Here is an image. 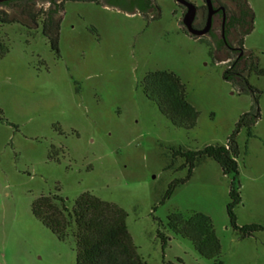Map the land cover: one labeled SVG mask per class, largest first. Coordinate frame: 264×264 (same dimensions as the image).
<instances>
[{
  "label": "rangeland",
  "instance_id": "obj_1",
  "mask_svg": "<svg viewBox=\"0 0 264 264\" xmlns=\"http://www.w3.org/2000/svg\"><path fill=\"white\" fill-rule=\"evenodd\" d=\"M247 2L254 21L242 47L264 68V0ZM155 3L159 17L147 21L102 2L63 1L59 57L40 26L0 25L8 48L0 59V264H76L72 239L58 241L31 207L41 196L58 195L71 210L85 193L125 212L146 264H264V232L241 240L229 225L232 177L214 161L203 159L163 201L170 183L187 172L172 150L224 146L240 116L257 108L251 136L246 128L236 135L241 202L234 215L239 227L264 226V77L248 78L259 94L240 92L222 78L226 64L215 58L213 43L182 30L180 6ZM152 72L173 73L184 85L198 112L192 130L174 128L144 96L142 82ZM176 213L209 217L221 245L217 261L163 229ZM158 231L169 239L164 249Z\"/></svg>",
  "mask_w": 264,
  "mask_h": 264
},
{
  "label": "trees",
  "instance_id": "obj_2",
  "mask_svg": "<svg viewBox=\"0 0 264 264\" xmlns=\"http://www.w3.org/2000/svg\"><path fill=\"white\" fill-rule=\"evenodd\" d=\"M60 1V2H57ZM66 0H15L0 4V25H10L26 20L35 28L40 26L42 36L49 43L51 52L59 57L60 18L62 3ZM128 5H121L117 0H103L105 6L115 8L126 13H139L145 20L152 21L159 17V8L155 0H124ZM202 1L200 19L195 22V28L205 26L207 8ZM215 13L212 16L211 28L206 36L193 38L203 40L208 38L214 45L215 58L226 64L222 78L236 86L242 93H257L248 82L251 74L264 77V68L258 66L255 56L243 49V40L253 29L254 14L247 0H210ZM38 3H45L37 10ZM1 8L16 11L21 19H15ZM182 9V17L185 10ZM182 28V20H181ZM26 26V25H25ZM186 33V31L182 28ZM90 31L94 32L91 28ZM190 37V36H189ZM8 53L7 46L0 41V59ZM144 96L154 102L162 116L177 129L192 130L198 118V112L187 102L185 88L178 77L169 72L148 73L142 82ZM259 118L258 109L240 116L234 132L229 136L224 146H206L199 151H188L178 148L172 150L174 160L181 159L184 163L180 169H186V176L174 180L168 186L164 200L173 194L175 188L187 183L193 171L203 159L214 161L223 175L231 176L229 186V203L226 214L231 229L238 234L241 240L253 237L256 233L264 232V226L249 224L237 226L234 209L241 202L240 185L238 182L239 149L236 135L242 128L248 130L251 136V127ZM3 122L0 110V123ZM162 201V202H163ZM33 217L48 229L58 241L66 242L72 239L76 250V264H146L138 255L126 227L125 212L96 197L85 193L79 196L68 209L65 201L58 195L39 197L31 207ZM166 231L176 237L186 239L205 260L217 261L221 254V245L215 235L211 220L202 213H193L185 216L172 214L167 218ZM162 249L169 240L162 231L157 232ZM182 264L180 260L175 263ZM215 264H222L221 261Z\"/></svg>",
  "mask_w": 264,
  "mask_h": 264
},
{
  "label": "water",
  "instance_id": "obj_3",
  "mask_svg": "<svg viewBox=\"0 0 264 264\" xmlns=\"http://www.w3.org/2000/svg\"><path fill=\"white\" fill-rule=\"evenodd\" d=\"M15 0H0V4ZM69 1H84V2H98L103 0H69ZM178 6L184 8L185 12L182 17V28L186 31L187 35L193 38L206 36L211 28L212 16L215 13L210 0H203L207 8V19L205 26L202 29L193 27V22L197 14V7L186 0H173Z\"/></svg>",
  "mask_w": 264,
  "mask_h": 264
},
{
  "label": "flooded vegetation",
  "instance_id": "obj_4",
  "mask_svg": "<svg viewBox=\"0 0 264 264\" xmlns=\"http://www.w3.org/2000/svg\"><path fill=\"white\" fill-rule=\"evenodd\" d=\"M117 2H119V4H121V5H128L127 4V2L126 1H124V0H117ZM184 9V8H183ZM197 12H198V8H197ZM198 13L196 14V17H195V20H194V22H193V27L195 28V22L198 20ZM196 29H198V28H196ZM202 29V28H201ZM187 34V33H186Z\"/></svg>",
  "mask_w": 264,
  "mask_h": 264
}]
</instances>
